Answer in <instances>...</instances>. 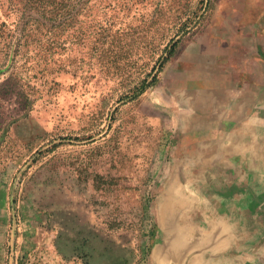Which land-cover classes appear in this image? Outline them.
I'll return each instance as SVG.
<instances>
[{
	"label": "rangeland",
	"instance_id": "rangeland-1",
	"mask_svg": "<svg viewBox=\"0 0 264 264\" xmlns=\"http://www.w3.org/2000/svg\"><path fill=\"white\" fill-rule=\"evenodd\" d=\"M247 90L264 104V0H0V264L248 253Z\"/></svg>",
	"mask_w": 264,
	"mask_h": 264
},
{
	"label": "crops",
	"instance_id": "crops-1",
	"mask_svg": "<svg viewBox=\"0 0 264 264\" xmlns=\"http://www.w3.org/2000/svg\"><path fill=\"white\" fill-rule=\"evenodd\" d=\"M245 93H249L248 95L249 102L247 101V103L243 107V110L241 111V113L244 114V117L239 120V123L241 124L242 130H249L250 135L252 136L253 133L254 136L256 137L258 134L259 127L260 129L261 127L264 128V104L263 103L259 104V101L257 100V97L254 94V93H259L258 91L247 90ZM245 97L247 96L244 94V100ZM244 100H242V102H244ZM252 175L253 177L254 176L258 177L257 174L253 173ZM261 225H264V222H262ZM250 233H251V239H250L251 245L257 243L256 247L252 248L250 246L251 248L248 253H245L244 255L243 254L237 255V257L234 258V260H230L232 264H264V260H259V258L262 256H259L256 259L255 258L256 254H254L255 252H258L257 249L259 247L262 249V251H264V235L262 234V232L253 233L251 231Z\"/></svg>",
	"mask_w": 264,
	"mask_h": 264
}]
</instances>
